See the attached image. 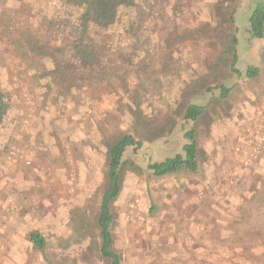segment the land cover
I'll return each mask as SVG.
<instances>
[{
  "label": "rangeland",
  "instance_id": "374dc122",
  "mask_svg": "<svg viewBox=\"0 0 264 264\" xmlns=\"http://www.w3.org/2000/svg\"><path fill=\"white\" fill-rule=\"evenodd\" d=\"M254 6L138 0L97 64L82 70L70 50L68 71L49 57L63 59V40L80 37L78 10L0 0V264H110L97 217L108 144L127 133L142 146L126 149L112 206L121 264H264V39L250 34ZM233 33L242 76L228 61ZM250 65L258 76H246ZM190 104L206 106L197 121L184 118ZM192 127L198 171L155 176L148 165L183 153ZM32 231L45 236L43 251Z\"/></svg>",
  "mask_w": 264,
  "mask_h": 264
},
{
  "label": "trees",
  "instance_id": "16d2710c",
  "mask_svg": "<svg viewBox=\"0 0 264 264\" xmlns=\"http://www.w3.org/2000/svg\"><path fill=\"white\" fill-rule=\"evenodd\" d=\"M72 6L76 11V17L73 21V27L80 37L74 41L63 40V59L51 58L57 66H73L66 55L70 50L77 54L75 61L82 70H90L96 65V60L101 57L100 48H106L110 44L112 30L119 23L120 12H127L129 6H136L138 0H63ZM233 21V16L231 17ZM249 30L252 38L264 39V0H255V6L249 16ZM63 34V33H62ZM61 33L59 35H62ZM73 42H78L76 45ZM238 39L235 33L232 34L230 45L227 51L231 58L230 68L233 72L242 76V71L237 67L239 55L236 45ZM51 49H55L51 47ZM57 50V49H55ZM61 53V52H60ZM55 55V53H54ZM37 69L40 65H37ZM73 67H76L74 65ZM260 67L250 65L246 70V76L254 78L260 74ZM68 71H70L68 69ZM60 75V73H58ZM220 94L222 98H227L230 94V88L226 85H220ZM206 106L200 104H190L184 114V118L189 121H197L205 112ZM7 112L4 99L0 96V125ZM184 137L187 142L183 146V153L174 157L166 158L163 161L153 162L148 165L155 176L162 177L178 173L181 171L196 172L200 167V153L197 138V131L194 127L186 129ZM142 146L141 141H137L131 133L112 140L106 151V184L102 192L101 202L98 211L97 223L100 229L101 244L100 252L102 256L110 261V264H121V256L114 249V237L112 233L113 224V203L118 199L122 192V166L124 154L129 146ZM29 241L39 250L46 248L47 241L45 236L39 231H32L29 234Z\"/></svg>",
  "mask_w": 264,
  "mask_h": 264
}]
</instances>
